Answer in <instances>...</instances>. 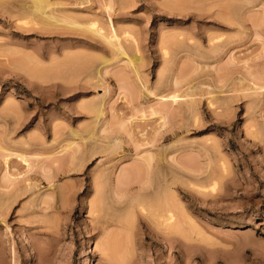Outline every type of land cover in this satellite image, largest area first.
<instances>
[{"label":"rangeland","instance_id":"obj_1","mask_svg":"<svg viewBox=\"0 0 264 264\" xmlns=\"http://www.w3.org/2000/svg\"><path fill=\"white\" fill-rule=\"evenodd\" d=\"M150 154L182 231L109 204ZM0 208V264H264V0H0Z\"/></svg>","mask_w":264,"mask_h":264},{"label":"bare ground","instance_id":"obj_2","mask_svg":"<svg viewBox=\"0 0 264 264\" xmlns=\"http://www.w3.org/2000/svg\"><path fill=\"white\" fill-rule=\"evenodd\" d=\"M42 3V2H41ZM46 3V2H45ZM44 4V3H43ZM52 4V3H51ZM37 5V4H36ZM46 7L47 8V6H48V4L47 5H41L40 4V6L38 5V7ZM50 6H48V8H49ZM46 8H45V10H46ZM48 8H47V10H48ZM50 12V11H49ZM43 13H46V12H43ZM48 13V12H47ZM37 14V13H36ZM51 14V12L49 13V14H47V15H50ZM30 15V14H29ZM44 15V14H43ZM28 16V15H27ZM51 16L52 15H50V18H51ZM30 17V16H29ZM46 17V16H45ZM47 17H49V16H47ZM31 18V17H30ZM33 18H34V16H33ZM48 19V18H47ZM58 19V18H57ZM76 19V18H75ZM65 20V19H64ZM72 20V19H71ZM75 21V20H74ZM29 22V21H28ZM73 24L75 23V22H73V20L71 21ZM70 22V23H71ZM75 25H76V23H75ZM84 25V24H83ZM87 25V24H86ZM81 26V25H80ZM88 26V28H91L94 32H96V33H98L99 35H101L104 39H106L110 44H111V46L112 47H114V48H116L117 47V49L118 50H120V48H122L123 46H121L120 47V44H121V42H120V37L118 36V32H117V30H116V28H115V26H114V24L113 23H111V30H110V32H108V34H106V33H102V28L101 27H99V26H97V23L95 22V23H90L89 25H87ZM79 28V27H78ZM85 28H86V26H85ZM83 29V28H82ZM128 35V34H127ZM129 36V35H128ZM120 38V39H119ZM122 45V44H121ZM116 49V50H117ZM123 50V49H122ZM121 51V50H120ZM122 53H123V51H121ZM115 54V53H114ZM121 54V53H120ZM124 54V53H123ZM74 57V56H73ZM134 58H136V57H134ZM73 59V58H72ZM116 59V58H115ZM68 60V59H67ZM91 60V59H90ZM114 60V59H113ZM112 60V61H113ZM107 61V60H106ZM72 62V61H71ZM87 63L88 62H90L89 60H87L86 61ZM91 62H92V60H91ZM135 62V61H134ZM87 63H85L86 65H88ZM106 63V62H105ZM107 63H109V61H107ZM106 63V64H107ZM133 63V62H132ZM85 64H83V66L85 67ZM103 64H104V62H103ZM130 64V63H129ZM136 64V62L134 63V65ZM90 65V64H89ZM102 65V64H101ZM87 67V66H86ZM136 67V66H135ZM98 69V68H97ZM34 70V69H33ZM97 72V71H96ZM99 75V74H98ZM179 81V82H178ZM175 82L176 83H181L180 82V80H179V78H178V80L176 79L175 81H174V84H175ZM175 86H177V84H175ZM177 91V90H176ZM175 92V91H174ZM174 92H171V93H174ZM167 96V95H166ZM170 96V95H169ZM179 94L178 95H173L171 98L177 103V101H179L178 100V98H179ZM163 97H165V96H163ZM165 99V98H164ZM166 100V99H165ZM193 103H195V101H192ZM179 103V102H178ZM191 103V102H190ZM99 104V103H98ZM99 105H101V103L99 104ZM91 111H93V113L95 112H97L95 115H96V118H99V117H102V116H104L105 115V113L103 112V110L101 109V107L100 106H95V105H93L92 107H91V109H90ZM92 113V112H91ZM103 113H104V115H103ZM162 119H163V117L164 116H162V114H161V116H160ZM164 119H165V117H164ZM94 120V119H93ZM102 120V119H101ZM99 121V120H98ZM98 124V123H97ZM107 127V126H106ZM106 127L105 128H103L102 129V132L106 129ZM107 130V129H106ZM106 130L104 131L105 133H106ZM108 132V131H107ZM109 132H111V131H109ZM108 132V133H109ZM117 140H114L112 143H113V145L114 146H120L119 145V143H121L119 140H118V138H116ZM110 143V142H109ZM72 145V144H71ZM111 146H113L112 144H110ZM109 145V146H110ZM116 146V147H117ZM113 149V148H112ZM145 154H149V152H145ZM137 155H140V154H137ZM143 155V154H142ZM139 157V156H138ZM147 157V158H146ZM140 158V157H139ZM142 158V157H141ZM153 156H151V154L148 156H144V158H143V160L142 159H140V160H142L143 161V163L146 165V166H143V167H145L146 168V170H145V168L143 169V167H142V165H144V164H140V160H138V164H136V162H135V164H136V169L134 168L135 167V164L133 165V167H131V172H132V174H133V170L135 169L136 171H135V173H138V174H136L135 176H136V178H134L135 179V181L136 180H139V179H137V177H138V175L141 173V177L143 176V178L141 179V180H139V181H136V182H138L139 183V185L137 186V187H130L128 184H130V183H127V185H126V187L124 186V184H126V182L127 181H129L130 179L129 178H131V176H133L134 177V175H131L130 174V172L126 169V170H124L123 169V173L119 176V177H117V180H116V182L113 180V182L111 183L110 181H112L111 180V178L109 179V182H110V187H111V191L109 192L110 193V196H109V198H110V203L109 204H111V206L116 210V211H121L122 213L123 212H126V217H125V219H119L120 218V216L119 215H121V214H117L118 216H119V218H118V220L120 221V220H122V222L123 221H125L126 220V222H128V224H127V226L125 225V223H124V225H123V223H122V225L125 227L124 229L122 228V231L123 230H125V229H128V228H130L131 227V224L133 225V223H134V221L135 220H132V219H136V217L135 216H137V215H139L138 213H141V214H144V215H146V216H148V217H150V219L152 218L154 221H156V225H160V226H162V227H164V228H169V229H174V230H176V232L178 231L179 232V230L180 231H182L181 230V226H180V228H179V225L181 224V222L179 223L178 222V219L177 218H179L180 216H178L177 217V215H175V213H173L172 211H173V209L171 210L170 208H169V205H170V207L171 206H173L172 205V203H175V202H172L171 204H170V202H169V200L170 201H172L171 200V198L169 199V197H168V195L170 194L169 192V194L167 195V193H165V191L163 192L164 193V195L162 196V195H160V198L162 197V199H159V196L157 195V193L155 192V191H161V188H163L162 189V191L163 190H167V188L165 189L164 188V186L162 185V183H164L165 184V182L166 183H168L169 181H170V179L169 178H171V177H169L168 178V175H167V173H163V171L161 170L160 172L161 173H158V174H156V175H153V173H152V170H153V168H155V167H153L152 166V161H153ZM73 160V159H72ZM160 162H161V160H160ZM137 165H139L138 167H137ZM155 165V164H154ZM209 165V164H208ZM161 165H159V167H160ZM141 167V168H140ZM158 167V166H157ZM162 167V166H161ZM209 167V166H208ZM133 169V170H132ZM138 169V170H137ZM187 169V168H186ZM191 169V168H190ZM198 169V168H197ZM209 169V168H208ZM207 169V170H208ZM143 170H144V172H145V174H144V172H143ZM196 170V168L194 169V172H196L195 171ZM128 171V172H127ZM156 171V170H155ZM205 171H206V169H204L203 167L201 168V169H198V172H196V173H193L192 171H189V172H192L193 174H198L199 176H201V180L202 181H204L203 179H204V173H205ZM225 171V170H224ZM211 172V171H210ZM213 175H215V172L213 173V172H211ZM131 175V176H130ZM202 175H203V177H202ZM114 176V175H113ZM172 176V175H171ZM206 176H207V174H206ZM205 176V177H206ZM107 177H108V174H107ZM173 177V176H172ZM208 177V179H210L211 178V175L210 176H207ZM178 177H176V175H175V177L174 178H171V182H169V183H171L170 185H175L176 186V182L177 181H179L180 180V177L177 179ZM213 178V177H212ZM133 179V180H134ZM177 179V180H176ZM207 178H205V180H208ZM105 180V179H104ZM214 180V179H213ZM198 181V180H197ZM108 182V181H107ZM134 182V181H133ZM207 182V181H206ZM137 183V184H138ZM168 183V184H169ZM107 184V183H106ZM122 184H123V186L125 187V188H123V186H122ZM203 184H204V182H203ZM108 185V186H109ZM169 185V186H170ZM216 185V184H215ZM108 186H106V187H108ZM171 187V186H170ZM28 189H30V188H28ZM169 189V188H168ZM173 190V189H172ZM154 192L156 193L155 194V202H158V199L160 200V202L157 204V206H155L154 205V207H151L152 206V203L150 204L149 202L151 201V199H154ZM162 193V194H163ZM158 194H159V192H158ZM157 195V196H156ZM171 196V195H170ZM108 197V196H107ZM153 197V198H152ZM156 198H157V201H156ZM174 197H172V199H173ZM150 205V206H149ZM176 206L178 205V204H175ZM150 207L151 208H153V210H151L150 209ZM178 207V206H177ZM155 208V209H154ZM1 209V208H0ZM139 211H138V210ZM177 210H180V209H178L177 208ZM177 210H175L174 212H176ZM128 211V212H127ZM138 211V212H137ZM177 214H179V213H177ZM1 216H2V214H1ZM138 217V216H137ZM111 218V217H110ZM116 218V217H115ZM129 218V219H128ZM131 219V220H130ZM117 219L116 220H114V217H113V219H108V220H106L107 221V223H109V225H112V224H121L119 221H118ZM180 220V219H179ZM133 222V223H132ZM136 222V221H135ZM158 223V224H157ZM122 225H120V226H122ZM158 225V226H159ZM115 226V225H114ZM116 227V226H115ZM119 228V227H118ZM131 228H133V227H131ZM159 229V228H158ZM159 230H161V229H159ZM128 233V232H127ZM129 235V234H128ZM130 235H131V232H130ZM114 238V235L113 236H111L110 237V239L111 238ZM116 237H118V236H116ZM115 237V238H116ZM114 238V239H115ZM110 239H109V241H110ZM112 240V239H111ZM116 240V239H115ZM118 241V240H117ZM112 242V241H111ZM114 242V241H113ZM119 243V242H118ZM117 243V244H118ZM106 244H107V242H106ZM109 244V243H108ZM111 244V243H110ZM112 245H113V243H112ZM115 245H116V243H115ZM108 246V245H107ZM114 246V245H113ZM117 246V245H116ZM115 246V247H116ZM14 251V257H15V250H13ZM4 254V253H3Z\"/></svg>","mask_w":264,"mask_h":264}]
</instances>
